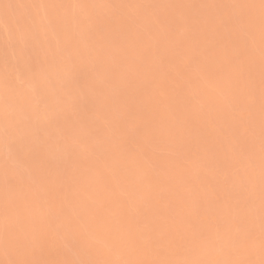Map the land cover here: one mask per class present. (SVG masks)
I'll list each match as a JSON object with an SVG mask.
<instances>
[{
	"label": "rangeland",
	"instance_id": "374dc122",
	"mask_svg": "<svg viewBox=\"0 0 264 264\" xmlns=\"http://www.w3.org/2000/svg\"><path fill=\"white\" fill-rule=\"evenodd\" d=\"M0 264H264L262 0H0Z\"/></svg>",
	"mask_w": 264,
	"mask_h": 264
},
{
	"label": "snow or ice",
	"instance_id": "6c2138e0",
	"mask_svg": "<svg viewBox=\"0 0 264 264\" xmlns=\"http://www.w3.org/2000/svg\"><path fill=\"white\" fill-rule=\"evenodd\" d=\"M262 5H264V0H262Z\"/></svg>",
	"mask_w": 264,
	"mask_h": 264
}]
</instances>
